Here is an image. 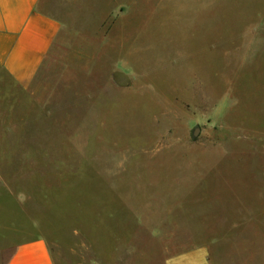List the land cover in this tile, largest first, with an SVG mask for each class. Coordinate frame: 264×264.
Returning <instances> with one entry per match:
<instances>
[{"label":"rangeland","instance_id":"374dc122","mask_svg":"<svg viewBox=\"0 0 264 264\" xmlns=\"http://www.w3.org/2000/svg\"><path fill=\"white\" fill-rule=\"evenodd\" d=\"M40 7L62 28L0 115V247L39 236L55 264H113L122 244L124 264H163L160 237L196 236L199 211L236 190L259 204L264 0Z\"/></svg>","mask_w":264,"mask_h":264},{"label":"crops","instance_id":"0c3cea01","mask_svg":"<svg viewBox=\"0 0 264 264\" xmlns=\"http://www.w3.org/2000/svg\"><path fill=\"white\" fill-rule=\"evenodd\" d=\"M42 2L0 0V115L11 114L14 102L27 94L58 46L61 22L41 9ZM236 191L238 204H229L221 214L199 211L196 236L189 234L185 241L174 234L167 240L159 236L165 240L163 264H264V191L255 206L243 204ZM202 198L200 195L199 202ZM202 218L206 221L200 224ZM172 244L178 247L172 248ZM0 257V264H55L39 236L0 247ZM124 257L121 244L114 263L124 264ZM98 261L91 264H105L103 259Z\"/></svg>","mask_w":264,"mask_h":264},{"label":"water","instance_id":"95a60500","mask_svg":"<svg viewBox=\"0 0 264 264\" xmlns=\"http://www.w3.org/2000/svg\"><path fill=\"white\" fill-rule=\"evenodd\" d=\"M199 132V127H195L194 130H193V136H196Z\"/></svg>","mask_w":264,"mask_h":264}]
</instances>
